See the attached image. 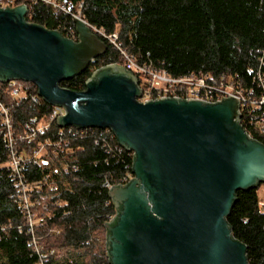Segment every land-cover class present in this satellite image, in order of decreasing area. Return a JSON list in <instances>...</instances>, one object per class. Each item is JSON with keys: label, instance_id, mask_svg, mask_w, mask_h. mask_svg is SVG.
Here are the masks:
<instances>
[{"label": "water", "instance_id": "1", "mask_svg": "<svg viewBox=\"0 0 264 264\" xmlns=\"http://www.w3.org/2000/svg\"><path fill=\"white\" fill-rule=\"evenodd\" d=\"M0 8V81L32 82L65 108L60 127L111 129L134 153V178L109 190L117 209L105 224L110 264H249L227 217L238 190L264 184V144L241 124V101L162 97L142 102L124 65L96 69L82 91L61 82L85 72L107 43L75 15L77 39Z\"/></svg>", "mask_w": 264, "mask_h": 264}, {"label": "trees", "instance_id": "2", "mask_svg": "<svg viewBox=\"0 0 264 264\" xmlns=\"http://www.w3.org/2000/svg\"><path fill=\"white\" fill-rule=\"evenodd\" d=\"M62 2L69 13L56 11L42 1L27 3L28 21L77 39L74 15L82 4L81 17L94 30L118 35L115 45L97 32L107 43V51L81 75L62 81L63 87L82 91L96 69L114 63L124 65L123 49L140 63L152 62L175 77L203 72L212 79L232 83L248 100L264 98V0ZM23 85L28 96L13 100L6 83L0 81V97L12 108L16 150L33 156L45 139L60 140L63 131L59 153L49 148L41 165L27 161L23 174L29 183L50 174L58 190L44 186L33 192V197L42 201L34 212L44 222L31 232L25 208L13 197L16 181L6 165L9 151L0 115V264H110L105 224L117 209L103 181L107 176L117 184L126 171L132 172L133 154L118 143L112 131L89 128L80 134L75 133V126L62 128L50 122L52 105L33 99L38 92L34 83L23 81ZM241 113L243 127L264 144V133L258 126L264 121V104L248 102ZM34 117L49 127L43 135L26 141L22 139L24 125ZM65 161L76 164L77 170L64 172L61 167ZM259 187L238 190L227 217L234 238L247 245L249 264H264V208ZM63 249L80 252L59 256L57 251ZM51 251L55 254L50 255Z\"/></svg>", "mask_w": 264, "mask_h": 264}, {"label": "built area", "instance_id": "3", "mask_svg": "<svg viewBox=\"0 0 264 264\" xmlns=\"http://www.w3.org/2000/svg\"><path fill=\"white\" fill-rule=\"evenodd\" d=\"M21 1V3H19ZM38 1L44 2L46 5L51 6L56 11L70 12L66 3L62 0H0V8L16 7L21 4L35 3ZM28 5V4H27ZM78 16L81 17L82 4L79 5ZM29 15V14H28ZM75 16V15H74ZM101 35L105 36L111 43L117 45L116 41L118 39L117 34L106 35L101 30H96ZM121 54L124 58V66L132 71L139 79L140 86L143 89V97L140 99L142 102L150 99H159L162 97H181V98H196L204 99L209 102H217L223 98L229 96H236L241 101V108L245 106L248 102L252 105H262L264 104V98L261 100H251L247 99L245 95L236 90L232 83H225L224 81H219L212 79L206 73H192L185 76L175 77L171 75L165 69L157 68L152 62L140 63L138 58L131 55L126 50L120 49ZM6 91L13 100H22L28 96L26 89L23 85V81H9L6 83ZM34 100L42 99L38 92L37 95L33 96ZM12 108L10 105L4 103L0 97V115L3 119V126L5 129L4 137L7 140L8 147V160L6 165L11 170V173L15 177L16 193L13 195L17 203L23 206L27 212L28 223L30 226V231L34 232V228L37 225H41L44 222L43 217L37 216L34 209L41 205L42 201L37 197H33V192L36 189H41L44 186L52 191L58 190L57 182L47 174L43 180L29 183L24 177V169L27 161H33L35 165H41L44 160V156L47 154L48 149L51 148L54 153H59L62 147V136L63 131L59 133L60 140L52 141L50 138L45 139L44 143L41 144L40 148L35 151L33 156H28L24 153H19L16 150L14 132H13V118H12ZM66 113L65 108L59 105H53L50 115V122H57L59 116ZM260 131L264 133V121L258 123ZM49 127V123H45L37 117L31 118L24 125V135L22 139L26 141H32L40 135H43L45 130ZM76 127V126H75ZM91 128V127H89ZM89 128H78L75 133L85 134L86 129ZM107 132L111 129L107 128ZM131 152V151H130ZM134 155V153L132 152ZM64 172H69L71 170H77V165L71 162L65 161L62 164ZM134 178V173L126 171V173L119 179L117 184H112L110 179L105 176L103 181V187L110 190L115 185H126ZM114 216L109 218L112 221ZM34 244H36V252L40 253L41 248L37 246V240L34 238ZM55 252L51 251L50 255H54Z\"/></svg>", "mask_w": 264, "mask_h": 264}, {"label": "rangeland", "instance_id": "4", "mask_svg": "<svg viewBox=\"0 0 264 264\" xmlns=\"http://www.w3.org/2000/svg\"><path fill=\"white\" fill-rule=\"evenodd\" d=\"M79 15V14H78ZM263 121H261V123H262ZM258 193H259V196H260V200H261V206L264 208V184H261L260 185V187H259V189H258ZM99 246V245H98ZM100 247V246H99ZM96 249H97V246H95V250H93L94 252L96 251ZM68 252L70 253V254H72V255H75V254H77V253H79L80 251H78V250H74V249H63V250H61V251H57V254L59 255V256H61V255H68ZM87 259H88V257H86ZM86 259V260H87Z\"/></svg>", "mask_w": 264, "mask_h": 264}]
</instances>
